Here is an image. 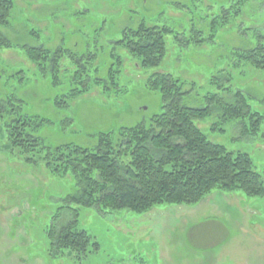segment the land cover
<instances>
[{
    "label": "rangeland",
    "instance_id": "rangeland-1",
    "mask_svg": "<svg viewBox=\"0 0 264 264\" xmlns=\"http://www.w3.org/2000/svg\"><path fill=\"white\" fill-rule=\"evenodd\" d=\"M235 1L14 0L11 25L0 27V34L14 45L0 51V101L16 97L25 115L46 120L37 135L50 148L75 144L92 149L100 134L149 123L163 112L161 94L147 88L149 78L159 71L181 80L189 93L186 107L204 108L217 93H226L232 102L228 95L242 92L249 96L252 110L264 115V71L248 66L239 76V70L229 68L233 53L256 46L255 31L264 33V2L244 0L243 18L249 28L245 35L233 26L204 47L176 43L175 34L191 36L194 27L208 35L209 8ZM143 22L175 32L167 38L168 55L159 69L140 68L127 50L114 49L125 30H136ZM24 46L64 48L88 59L94 55L89 62L91 90L67 100L66 107H56L58 97L76 89L71 73H66L68 61L61 65L62 84L54 85L50 76L39 75ZM112 51L123 65L118 89L111 87L107 93L94 79L107 77ZM219 74L222 81L215 79ZM199 126L229 152L248 153L264 181V122L260 135L246 137L238 121H225L217 110ZM3 130L0 125V264H264V197L221 191L198 205H162L144 214L81 209L79 228L92 236L98 250L92 245V254L81 260H51L48 232L76 183L55 176L44 164L11 157L2 146Z\"/></svg>",
    "mask_w": 264,
    "mask_h": 264
},
{
    "label": "trees",
    "instance_id": "trees-1",
    "mask_svg": "<svg viewBox=\"0 0 264 264\" xmlns=\"http://www.w3.org/2000/svg\"><path fill=\"white\" fill-rule=\"evenodd\" d=\"M245 5L244 0H237L228 7L211 6L208 35L194 27L192 35L186 37L175 34L167 26L152 27L143 22L136 30H125L114 49L127 50L140 68L159 69L167 58V38L171 35L175 34L176 43L186 48L214 43L218 33L233 26L242 35L247 34ZM177 7L186 8L180 4ZM14 8V0H0V27L11 25ZM255 33L259 39L256 46L237 50L232 55L229 68L231 72L239 70V76L248 66L264 71V33L259 30ZM12 48L14 45L0 34V51ZM23 52L38 68L39 75L50 76L57 86L62 84V62L68 61L66 73H71L76 89L68 96L58 97L56 107L62 108L67 100L77 99L91 90L89 62L95 59L94 55L90 54L88 59V55L81 56L64 48L51 51L28 46L23 47ZM111 59L107 79H94L107 93L112 88L118 89L123 65L114 51ZM95 73L99 74V70ZM220 74L215 77L217 81L221 80ZM223 79L232 78L223 75ZM77 85L81 89L77 90ZM147 88L161 94L163 112L149 123L100 134L97 146L92 149L75 144L46 147L37 134L47 121L25 115L23 102L16 97L0 101L2 146L9 155L26 164H44L55 176L71 177L76 183V191L63 199L48 232L51 260H81L92 254V245L98 250L92 236L79 228L81 209L96 208L103 214L124 210L144 214L162 205H198L220 191L264 197L263 177L254 169L251 156L242 151L229 152L225 146L211 141L199 126L200 121L220 110L225 121L235 120L243 126L246 137L260 135L264 115L252 110L247 94L231 93L228 96L233 98L232 102L231 98L226 99V93L213 94L206 107L195 109L184 106L189 93L184 91L181 80L169 72H154ZM223 88V91L227 89Z\"/></svg>",
    "mask_w": 264,
    "mask_h": 264
}]
</instances>
